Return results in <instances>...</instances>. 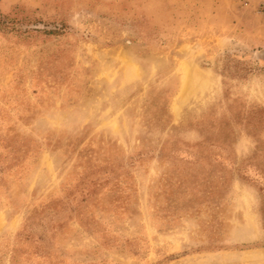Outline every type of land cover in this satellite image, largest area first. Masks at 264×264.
<instances>
[{
  "label": "rangeland",
  "instance_id": "1",
  "mask_svg": "<svg viewBox=\"0 0 264 264\" xmlns=\"http://www.w3.org/2000/svg\"><path fill=\"white\" fill-rule=\"evenodd\" d=\"M0 12V264H264L260 0Z\"/></svg>",
  "mask_w": 264,
  "mask_h": 264
},
{
  "label": "trees",
  "instance_id": "2",
  "mask_svg": "<svg viewBox=\"0 0 264 264\" xmlns=\"http://www.w3.org/2000/svg\"><path fill=\"white\" fill-rule=\"evenodd\" d=\"M24 19H20L17 16H11L9 14H4L0 12V31L8 33V34H30L33 32H43L45 34H54L56 33L53 30H42L38 28H30L24 27L23 25ZM32 22V21H28Z\"/></svg>",
  "mask_w": 264,
  "mask_h": 264
},
{
  "label": "built area",
  "instance_id": "3",
  "mask_svg": "<svg viewBox=\"0 0 264 264\" xmlns=\"http://www.w3.org/2000/svg\"><path fill=\"white\" fill-rule=\"evenodd\" d=\"M260 9H261V13H263L264 15V0H260Z\"/></svg>",
  "mask_w": 264,
  "mask_h": 264
}]
</instances>
